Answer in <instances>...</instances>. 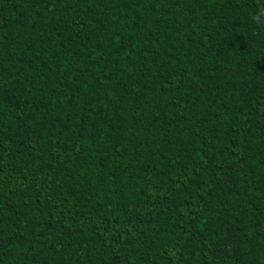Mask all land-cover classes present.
Wrapping results in <instances>:
<instances>
[{
	"label": "trees",
	"instance_id": "16d2710c",
	"mask_svg": "<svg viewBox=\"0 0 264 264\" xmlns=\"http://www.w3.org/2000/svg\"><path fill=\"white\" fill-rule=\"evenodd\" d=\"M264 0H0V264H264Z\"/></svg>",
	"mask_w": 264,
	"mask_h": 264
},
{
	"label": "clouds",
	"instance_id": "9594fccd",
	"mask_svg": "<svg viewBox=\"0 0 264 264\" xmlns=\"http://www.w3.org/2000/svg\"><path fill=\"white\" fill-rule=\"evenodd\" d=\"M261 16H264V7L261 8V11L256 15L255 19L259 20Z\"/></svg>",
	"mask_w": 264,
	"mask_h": 264
}]
</instances>
